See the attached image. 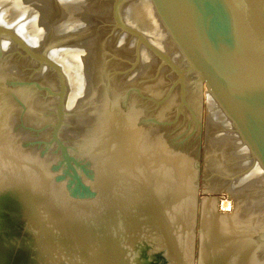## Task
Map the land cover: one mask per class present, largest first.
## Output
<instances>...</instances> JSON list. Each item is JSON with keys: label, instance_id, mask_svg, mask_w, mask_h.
I'll list each match as a JSON object with an SVG mask.
<instances>
[{"label": "water", "instance_id": "obj_1", "mask_svg": "<svg viewBox=\"0 0 264 264\" xmlns=\"http://www.w3.org/2000/svg\"><path fill=\"white\" fill-rule=\"evenodd\" d=\"M0 264H264V0H0Z\"/></svg>", "mask_w": 264, "mask_h": 264}]
</instances>
